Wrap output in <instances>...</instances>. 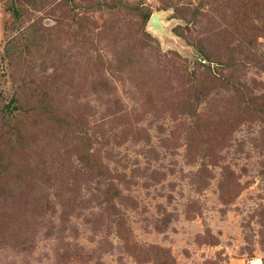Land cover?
<instances>
[{
    "label": "rangeland",
    "instance_id": "374dc122",
    "mask_svg": "<svg viewBox=\"0 0 264 264\" xmlns=\"http://www.w3.org/2000/svg\"><path fill=\"white\" fill-rule=\"evenodd\" d=\"M0 264H264V0H0Z\"/></svg>",
    "mask_w": 264,
    "mask_h": 264
}]
</instances>
